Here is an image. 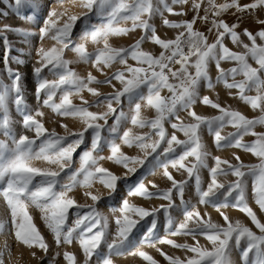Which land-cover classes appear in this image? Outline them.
Wrapping results in <instances>:
<instances>
[{"label": "snow or ice", "instance_id": "obj_1", "mask_svg": "<svg viewBox=\"0 0 264 264\" xmlns=\"http://www.w3.org/2000/svg\"><path fill=\"white\" fill-rule=\"evenodd\" d=\"M70 2L85 11L72 13L65 7V0H54L48 5L38 29L41 45L36 52L33 72L40 107L50 108L62 117L78 119L82 124L79 130L72 131L62 125L65 133L60 135L54 129H46L37 119L44 113L25 103L22 75L9 63L22 64L23 61L19 56L11 55L12 41L7 35L11 32L22 37V42H27L33 33L20 26L0 28L6 53V67L0 73V136L3 137L0 139V196L10 211L9 218L0 215V234L14 232L16 241L30 249L37 246L43 250L45 256L39 259L47 258L48 264H57L61 253L57 251L47 256L50 246L28 212V205L32 204L40 210L57 248L61 244L78 242L83 253L80 264H114V256L126 254L139 256L149 264H158L143 248L164 244L185 252L184 259L161 252L169 264H234L233 249L240 251L241 264H264V219L250 206L246 195L247 178L251 177L255 203L264 213V130L257 131L258 126L264 129V19L258 15L264 13V0H250L246 4L241 0ZM176 5L181 6L180 11H174ZM6 7L23 20L31 21L38 17L43 4L42 0H9ZM185 7L193 12L192 19L173 21L164 18L163 24L177 30V34L174 38H161L152 23L154 17H164L165 13L186 16ZM91 13H95L99 23H91ZM229 13L236 16L231 24L223 18ZM245 14L253 15L254 22L261 26L256 32L247 28L239 30ZM0 15L6 16L8 12H0ZM78 21L83 28L79 42H76L72 34ZM198 21L210 23L208 32L214 33L213 41L195 29ZM129 22L130 27L127 26ZM136 29H141L143 34L132 45L115 47L110 43L111 37L126 36ZM46 39L55 43L45 47ZM226 39L242 50L230 49ZM146 42L158 45L161 51L145 50L142 45ZM89 43L96 45L93 52L88 51ZM66 50L76 53L78 62L92 65L104 79H98L91 71L86 76L74 71L70 67L73 61L65 58ZM129 59L135 66L128 62ZM223 62H231L234 66L225 69ZM213 64L217 70L215 77L210 73ZM113 66L122 67L108 75L105 69ZM45 69L56 79L49 80L43 75ZM114 81L119 83V88ZM105 84L110 85L113 92L101 93L97 86ZM218 85L237 90L235 95L253 110L258 109L259 115L249 118L241 111L221 106L218 100L201 94L202 88L214 90ZM165 89L168 96L161 94ZM85 90L95 99H84L82 93ZM74 95L81 99V104L73 103L71 97ZM229 95L234 93L229 91ZM198 102L217 109L219 114H198L194 107ZM125 103L128 112L124 110ZM142 106L154 109L155 118L144 116ZM93 107H105L106 110L90 111ZM13 108L21 117L19 123L24 132H32L35 138L15 131ZM181 111L190 118L187 122L180 117ZM109 118L113 119L111 124ZM166 122L173 132L167 131ZM127 123L132 127L123 128L122 125ZM229 125L235 131L222 135ZM134 128L149 131L138 133ZM205 131L214 137L217 149H242L259 158V163L245 164L234 154L235 163L214 156V166L210 167L211 152L202 139ZM177 133H182L184 139ZM248 135L255 137L250 143L244 142ZM37 139H40L38 145ZM81 146L79 167H73L74 154ZM124 146L135 147L139 153L128 155L122 150ZM106 148L109 155H101ZM36 160L47 161L54 167H37L33 163ZM104 160L124 171L114 173L102 165ZM170 167L184 170L189 179H194L199 203L215 208L222 222L214 221L207 213L202 216L184 200L188 181H176ZM140 169L144 171L137 175ZM156 169L163 170L171 187L164 189L155 183L150 186L145 183V174L154 175ZM201 169H208L210 173L206 188L202 186ZM229 175L235 179L218 182L219 176ZM97 182L107 189L109 200L114 199L122 186L126 189L127 195L122 198L120 207L112 209L114 214L119 213L114 217V232L110 231L108 216L97 207L103 198L98 190L92 191ZM78 187L85 189L84 195L91 198V204H78L70 195ZM174 190L179 195V204L175 201ZM128 197L159 198L167 203L147 208L130 202ZM229 207L239 209L248 222L230 217L223 211ZM73 209L75 219L69 225V213ZM172 211L180 212L183 219L174 220ZM161 217L166 227L163 236L158 235ZM176 236L191 237L193 243H177L171 239ZM200 237L210 241L211 247L202 246ZM6 252L11 258V250L5 246L0 250V264H5ZM32 255L36 253L32 252ZM63 259L67 264H78L73 252H63Z\"/></svg>", "mask_w": 264, "mask_h": 264}, {"label": "rangeland", "instance_id": "obj_2", "mask_svg": "<svg viewBox=\"0 0 264 264\" xmlns=\"http://www.w3.org/2000/svg\"><path fill=\"white\" fill-rule=\"evenodd\" d=\"M54 0H42L43 7L39 10V15L37 18L31 20V21H26L20 18L17 14L13 13L11 10H9L6 6L9 3V0H0V12L7 11L8 15H0V28H3L5 25H10V26H20L28 31H31L33 35L27 38V42H22V37L13 34L11 32L7 33L8 38L10 41H12V51L11 55L12 56H19L20 59L23 61L22 64H17L14 61H9L11 64V67L13 69L19 70V72L22 75V85H23V92H24V98H25V103L29 106L31 109H37L39 111H42L44 113L43 116L37 117L45 126L46 129L49 131L55 130L58 134L63 135L65 133V129L62 125H67L68 129L72 131L79 130L82 127L81 122L78 119H74L72 117H62L58 115L57 113L53 112L50 108L47 107H40L41 101L37 99L36 97V77L33 72V68L36 64V52L38 47L41 45V39L40 35L38 32L39 27L43 23V18L47 14L48 11V5L52 4ZM250 0H241L242 4L249 3ZM58 6V5H57ZM65 7H68L70 11L74 14L80 13L82 11H85L84 9L80 8L79 6H73L70 2V0H65ZM181 6L176 5L174 6V11H180ZM185 10L187 11L186 16H178L174 14H169L165 13L164 17L156 16L154 17L152 23H154L157 33L161 36V38H174V36L177 34V30L171 29L166 27L163 24V19L167 18L173 21H179L181 19H187L191 20L193 17V12L188 8L185 7ZM201 15H203V11H201ZM260 18L264 19V13H259L258 14ZM91 23H99L98 18L96 17L95 13H91ZM228 23H233L236 20V16L232 15L231 13L226 14L223 17ZM211 19V17H210ZM128 27L131 26V23L127 25ZM210 27V23H203L198 21L197 24L195 25V29L199 30L201 32H204L206 35L209 36V40L213 41L215 39L214 33H209L208 29ZM261 26L257 23L254 22L253 20V15H248L245 14L243 18V22L240 24V29L242 30L244 28H247L253 32H256ZM83 25L80 21L76 23L73 29V34L72 38L74 41L79 42V36L82 32ZM142 30L141 29H136L133 32H130L126 36H119V37H111L110 38V43L115 46V47H128L132 45L137 39L140 38L142 35ZM54 41L50 40H45L44 41V46L45 47H50L54 44ZM226 44L227 46L235 51H241V48H238L237 46L233 45L230 42V39H226ZM142 47L145 50H151L154 53H159L161 51L160 47L158 45H155L152 42H146L145 44L142 45ZM96 48V45H93L91 43L88 44V51L93 52ZM5 48L3 45L2 37H0V73H3L5 67H6V62H5ZM65 58L68 60L73 61V63L70 65V67L79 73L81 76H86V74L91 71L94 75L98 77V79H104V75L101 74V72L97 71L92 65L90 64H85L83 62H78L77 61V56L76 53L70 50L65 51ZM130 64H133L135 66V62L129 59L128 61ZM234 66L231 62H223L222 67L225 69ZM117 67H122V66H113V68H106L105 72L108 75H111L113 71L116 70ZM178 68L179 65H176ZM210 73L213 77L217 74V70L213 65L210 66ZM43 75H46L49 80L56 79L53 75L48 73V70L45 69ZM5 82H9L7 76L5 75L4 77ZM116 84V88H119L120 85L118 82H113ZM99 88V91L104 94H108L113 92V88L110 85H102V86H97ZM229 91L233 92L234 95L230 96ZM237 90H228L226 89L223 85H218L214 90H208L207 88H202L201 89V94L202 95H208L210 98L213 100H218V102L221 104V106H230L232 109L239 110L243 114H245L249 118H255L256 116L259 115V110H253L250 105H247L243 101H241L238 97V95H235ZM163 96H168L169 93L165 89L162 93ZM251 94H255L254 92ZM82 96L84 99L88 101H92L95 98L92 97V95L85 90L82 93ZM59 98V93L57 100ZM73 100L74 104H81L82 101L79 97L73 96L71 97ZM115 107V105H114ZM195 111L198 114L201 115H218L219 111L217 109H213L211 106H206L203 105L202 103L198 102L195 106ZM105 107H100V108H90V111L94 112H101L105 111ZM124 110L126 112L129 111V108L127 104H124ZM142 114L148 118H155V110L151 108H145L142 106ZM180 117L184 119L186 122L190 119L187 116L186 112L181 111L179 113ZM12 116L13 119L16 121L15 124V131L18 134H27L29 135L30 138H35L34 134L30 131L24 132L22 125L19 123L20 122V115L15 112V109L13 108L12 111ZM174 119V118H173ZM109 124L113 122L112 118H109ZM123 128L127 127H132L130 123L122 125ZM165 127L169 133L173 132L174 130L171 128L170 124L167 122L165 123ZM264 130L261 129L259 126L257 128V131ZM135 132L138 133H144L149 131V129H138L134 128ZM235 129L232 128L230 125L225 127V129L222 132V135H227L229 132H234ZM87 135V134H86ZM178 137L180 139H184V136L182 133H177ZM0 139H3L2 136H0ZM203 142L207 145L209 151L211 152V156L209 157L208 163L209 166H214L215 161L212 159L214 156H219L221 159H227L232 163H235L236 161L234 160V154H237L241 157V160L245 164H255L259 163V158L255 157L251 153H247L242 149H236V148H222V149H217L214 144V137L209 135L206 131L203 133L202 136ZM255 139L252 135H248L244 138V142L250 143ZM37 145L40 143V139L36 140ZM163 146V145H162ZM83 150V146H81L80 149L77 150V152L74 154V160H73V167H79V154ZM126 154L128 155H137L139 153V150L135 147L128 148L127 146H124L122 149ZM179 151V149H178ZM101 155L107 156L109 155V151L106 148ZM149 159H151L149 157ZM191 159V158H189ZM35 166L37 167H54L52 165H49L47 161L44 160H36L33 162ZM102 165L111 171H113L116 174H121L124 169L113 162L109 160H104L101 161ZM222 167H226L223 166ZM67 171V169H66ZM143 169H140L137 173V175H140L141 172H143ZM169 171L173 178L176 181H181V180H187L188 183L185 187V192H184V200L190 203L196 210H198L201 215L203 216L205 213H207L208 216H210L214 221L217 222H222V218L219 215V212L213 208L211 205H205V204H200L199 203V197L195 192V184H194V179H189L187 177V173L184 170L177 171L176 169H172L171 167L169 168ZM62 176L64 173L61 174ZM201 179H202V186L204 188L207 187L208 183H210V173L208 169H201L200 171ZM135 179V177H133ZM235 178L231 175L225 177V176H219L218 177V182L221 183H227L233 181ZM248 180V187H247V198L250 206L253 207V209L257 212L258 216H260L261 219H264V213H261L259 210L258 205L255 203L254 199V188H253V180L251 177L247 178ZM35 183V181H34ZM145 183L150 186V183H155L159 188H169L171 187V182L167 180L166 177L163 176V170L162 169H156L155 174H145ZM99 191L100 193L103 194V198L101 201L98 202L97 207L98 209L106 216L109 218V228L111 232L115 231V223H114V217L115 215H119V213H113L112 209L113 208H119L120 203L122 198L126 197L127 192L126 189L122 186L120 191L115 195L114 199L109 200L108 197V191L105 189L99 182H97L92 191L95 193L96 191ZM150 190H152L150 188ZM85 189L83 187H78L73 190L72 193H70L71 196H73L78 204H91L92 200L90 197H87L84 195ZM173 195L175 198V201L177 204L180 203V198L179 195L173 191ZM130 202L135 203L139 206L143 207H153V206H159L161 204H166L167 201H164L163 199L159 198H154L152 200H146L142 197H128ZM72 211L70 210L69 213V220L68 224L71 225L75 217L72 215ZM223 211H226L227 214L232 217L233 219H241L244 220L245 222H248V218L244 213L239 211L236 207H229L227 209H223ZM28 212L29 214L33 217V222L36 224L38 230L41 232V234L45 237L46 242L49 244V252L47 256H52L54 255L55 252H60L61 255L57 257V264H67V261L63 259V252L68 251V252H73L76 254L78 258V264L82 262L83 260V253L82 249L80 248L78 242H73L71 245H64L61 244L58 248L54 243V236L53 234L48 230L46 225L44 224L42 218H41V212L38 208L35 207V205L29 204L28 205ZM173 215L174 220L180 221L183 219V216L181 215L180 212L177 211H172L170 213ZM0 215H4L5 218L10 217V211L7 210V205L6 201L4 200L3 196H0ZM166 232V227L163 224V217H161V220L158 221V235L163 236ZM140 236L137 234V239H139ZM171 239H174L177 243H193L191 237H186V236H176V237H171ZM199 243L204 246V247H211V242L208 241L205 237H200L199 238ZM243 243V242H242ZM5 246H7L11 250V258L9 259L7 252L5 255V264H48L47 258L44 260L39 259L40 257H44L45 253L43 250L39 249L37 246H33L31 249L28 248L27 246L23 245L22 243L18 242L15 240L14 232H8L7 234H0V250H4ZM103 247V246H102ZM159 249V251L157 250ZM144 251H146L149 255H151L157 262L158 264H169L168 260L165 258L164 255H161V252L166 253L168 255H173V256H179L181 259L185 258V252L183 249H178L174 248L172 245H157L156 247H149L145 245L143 248ZM106 251V249H105ZM32 252H35L36 255L33 256ZM232 259L234 261V264H241V259H240V251L238 249H233L232 251ZM126 260V261H125ZM114 264H149L148 261H145L143 258L139 256H133L130 254H126L123 256H114L113 257ZM125 261V262H124Z\"/></svg>", "mask_w": 264, "mask_h": 264}, {"label": "bare ground", "instance_id": "obj_3", "mask_svg": "<svg viewBox=\"0 0 264 264\" xmlns=\"http://www.w3.org/2000/svg\"><path fill=\"white\" fill-rule=\"evenodd\" d=\"M36 87H37V86H36ZM125 261H126V260H125ZM125 261H124V262H125Z\"/></svg>", "mask_w": 264, "mask_h": 264}]
</instances>
